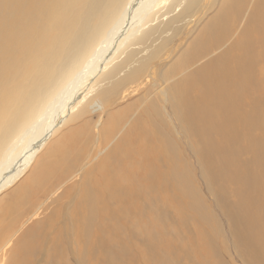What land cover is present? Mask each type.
<instances>
[{"label":"bare ground","instance_id":"1","mask_svg":"<svg viewBox=\"0 0 264 264\" xmlns=\"http://www.w3.org/2000/svg\"><path fill=\"white\" fill-rule=\"evenodd\" d=\"M169 1L0 0V132L7 133L8 140L0 148V190L24 175L83 85L110 65L115 67L105 79L118 71L106 90L112 95L103 98L104 90L90 96L79 113L88 115L89 107L92 113L99 108L95 126L88 122L67 135L34 170L33 177L11 194L20 207L31 206L27 215L26 208L21 211L27 219L32 214L37 217L56 201L57 207L26 232L7 262L1 253L12 237L4 241V236L17 223L9 228L2 225L11 215H19L21 208L0 211V264H74V260L77 264H225L210 235L211 217L175 162L179 141L172 140L170 131L180 139L179 129L195 138L201 164L210 167L208 159L216 163L217 172L207 173L209 183L235 179L232 184L237 190H231L234 205L228 208L220 200L218 203L232 222L245 261L264 263V0H186L179 14L165 24L158 22L153 34H147L158 14L164 19L178 6V0ZM216 3L220 6L216 14L186 43L173 67L159 74L162 83L154 82L153 92L147 89L135 106L123 108V116L110 114L108 110L119 101L139 93L143 75L154 79L152 63L167 50L166 44L159 43L146 62V58L140 59L138 67L131 69L140 49L146 47L145 51L150 42L157 43L172 30V35L184 37V30L172 27L182 21L187 26L198 24L201 6L212 4L213 9ZM81 28H94L100 36L85 51L87 57L31 117L25 108L37 97L28 86L36 88L42 77L52 78L58 70L52 61L66 59L62 56ZM118 76L122 79L116 81ZM136 81L139 87L121 91L128 82ZM25 103L29 105L23 107ZM166 105L174 122L166 117ZM139 107L142 114L134 115ZM75 138L81 141L77 148L70 145ZM2 139L1 135L0 142ZM89 149L95 151L90 166L84 164ZM241 153H250V159L245 157L250 161H240ZM75 174L81 176L79 183L73 182ZM168 179L174 180L172 186H167ZM167 189L179 190L180 196V201L172 198L176 203L170 209L160 203L162 195L163 200L168 198ZM151 211L161 223L170 221L173 227L165 228L177 237L188 230L193 218L209 233L197 241L189 236V247L165 243L148 221L152 222ZM164 252L173 255L172 263L161 256Z\"/></svg>","mask_w":264,"mask_h":264},{"label":"rangeland","instance_id":"2","mask_svg":"<svg viewBox=\"0 0 264 264\" xmlns=\"http://www.w3.org/2000/svg\"><path fill=\"white\" fill-rule=\"evenodd\" d=\"M178 1L182 2V3L180 4ZM178 1H177V4L180 7L177 6L178 8L176 7L174 9L173 13H171L170 15H167L164 19L163 18L161 19L160 18L161 14H158L156 19L153 22H150L149 26L150 25H153V26H150V30L146 31L147 34H153L152 31L155 29L156 26L159 25L160 22H161V24H165V23H167L166 20L169 17H171L173 15L175 16V15L180 13L179 11H182V8L186 6V4H185L186 0H182V1L178 0ZM223 1H225V0H220V2H223ZM170 2H171V0L169 1V4L172 3V2L171 3ZM115 5H119V3H115ZM216 5L217 6H215V8H213V9H211L212 4L210 6H207V7L201 6L202 9L201 8L199 9V13H200V18L202 17L201 18L202 21L199 22L198 24H196V25L192 24V26L191 25L187 26L185 21H182V22L174 25V27H172L173 29L175 28L179 31L184 30V34L186 33L184 36L185 38L183 36L182 37L179 36L178 34L172 35L173 34V30H172L171 32H169L165 35L166 38L165 37L161 38L157 43H155V42L151 43L150 42V44L147 45V47H150V48H147L145 51H143V50L146 47L145 48L143 47L140 49V51H142V52H140L139 55L136 57V59H135L136 62L134 61L135 63H133L134 65L130 66L131 69H133L134 67H138V65H139L138 60L145 59L146 57L148 58L154 51L158 50L159 45L166 44L165 47L167 50L162 53L163 56L161 55V57L159 59H157L156 61H153V63H152L151 72L154 73V79L149 78V76H147V74L143 75V77H141V81L143 82V84H142L143 87H142V89H140L139 93H137L136 95L133 94V95L127 96L128 98H126V100L124 99L123 101H119L118 105H115L114 106L115 108L113 107L114 109L111 108L108 110L110 114L115 113V115H117V113L118 114L120 113L121 116H123L122 114H124L126 112V110L125 109L123 110V108L126 107L128 109L129 107L135 106L136 101L144 95V92H146L147 89H148V91L149 90L152 91V89H154L152 86V84L154 82L157 84L162 83L163 79L160 75H162L163 72H165L163 70L164 69H166V70L171 69L173 67V65L177 62L178 58L180 57L181 53L186 49V43H189L190 41H192V39H194L196 37L197 33L201 30V28L208 21V19H211L216 14L215 12H217L220 9L219 4L216 3ZM204 9H205V11H204ZM231 17H233V16H231ZM162 20H163V22H162ZM231 20H232V18H231ZM148 29H146V30H148ZM182 34H183V32H182ZM155 35L157 38L158 35L157 34H155ZM99 36H100L99 31L94 29V28L93 29L92 28H81L78 30V34L73 38V41L71 44V45H73L72 51H71V45H70L69 49L66 51V53H64L66 55V57H65V55L62 56L66 59L64 61H62V59L58 60L57 59L58 57H56L55 58L56 61H52L54 63V65L58 66V70L56 71L57 73L55 72L51 79L48 78V76H47L43 80V77H42L41 81H44V82L40 81V83L37 85L36 88H32V87L27 85L28 90L30 89L29 92H33L34 94L36 93L37 101L35 103L31 102L30 105L28 103H25L23 105V107H25V106L27 107V105L30 106V107L28 106L27 108H25V112H30L31 117H32V116H34V112L36 113L40 108L43 107V105L46 103V101L62 85V83L64 82L67 75L68 74L70 75L81 64V62L84 60V58L87 57V55L85 56V54H86L85 51L93 45L92 44L93 41L96 38H98ZM154 38H155V36H154ZM159 43H161V44H159ZM156 45H158V46L156 47ZM170 53H171V55H170ZM147 58L144 60V62H146L148 60ZM52 62H50V63H52ZM18 64H20V63L18 62ZM110 66H109L110 68L108 67L109 69L106 72L101 73L100 76H97L95 79H92L89 82V84L87 83V84L83 85L81 91L79 92L78 96L76 97L75 102H73L72 107L69 108L56 121L55 124H56L57 128H56L54 134L52 135L53 132L50 133V136L48 139L49 141L47 140L44 147L40 150V152H38L36 154V156L34 157V160L31 162L30 166L24 172V175L19 180H17V182H14L11 186L5 188V190L4 189H3V191L0 190V209H1L0 211L1 212H2V210L4 211V210L8 209V207H10L11 209L18 208L19 205L17 204L18 203L17 199L15 200V198L13 196L11 197V194H13L15 190H19L22 187V185H24V183L27 179L33 177L32 174H33L34 170L44 162L47 154L51 150H54V149L60 147V145H61L60 143H62L63 139L67 135H69L71 132H73L75 130H78V128L82 127L85 123H88V122L93 123L94 124L93 126H95L96 121H98L100 118V116H99L100 110L98 111L99 108H97L96 113L95 112L92 113L91 112L92 109H90V107H89V110L86 111V113L90 112L88 115H83V114H79V113H80V111L83 110V108L86 107V104L88 103V101H90V96L94 97L98 94H103L104 90H105V92L103 94V98L105 96H108L109 94L112 95V93H111L112 91L109 90V92H107L106 90H107V88L110 87V84H111V81L109 83V80L114 78L115 77L114 75H116V73L118 71H115L114 75L110 76L111 78L109 77V78L105 79L107 76V73L112 71V69L115 67V64L110 65ZM128 71H129V68H127L125 71H123V74L127 73ZM101 77H102V79H101ZM118 79H122V78H119V76H118V78H116L115 80L117 81ZM46 81H48V82H46ZM108 83H109V85H108ZM139 84L140 83H138V81L132 82V83L128 82L127 85L124 86L125 88L123 87L121 89V91L123 90V92H124V89L125 90H127V89L131 90V88L135 87V86L139 87L140 86ZM8 87H9V85H8ZM32 96L35 97V95H33V94H32ZM134 102H135V104H134ZM127 106H129V107H127ZM138 109H137L138 111H136V113L134 115H136V114L141 115L142 114L141 111L143 110V108L139 107ZM166 109H167L166 110V117L168 119H170L171 122H174L175 117L170 112V108L168 107V105H166ZM121 110H123V111H121ZM121 112H123V113H121ZM115 115H112V116H115ZM132 116H133V114L130 115V119L133 118ZM113 120H116V119H113ZM113 120L110 119L109 121H113ZM119 120L120 119H117L116 121L118 122ZM124 120H127V118H124ZM122 122H123V120H122ZM101 123H102V121L99 123V125ZM124 124L125 123L123 122L122 127L124 126ZM125 131H126V129H125ZM171 132L172 131H170V134L172 136L171 135L170 136H171L172 140L174 138L175 140L179 141V143L175 144V146L177 148V156L175 157V162L177 163V166L181 172V175L183 176V179L186 181V185L191 190L194 197L199 201L200 204H202L204 206L205 211L206 212L208 211L207 214L210 215V217H211V219H209V221L211 222L213 228H211L212 233L210 232V235H212V237H213L215 248L218 251L219 259L222 260L223 262H225V264H248V262L245 261L244 257L239 252V248L236 244V237H234L232 222L225 215V213L222 209V206L218 203V200H220L221 203H224L225 206H227L228 208H231V206L234 205V199L231 196V190H237L236 186H234V184L236 183L235 179H233L232 177H230V178H232L233 181L230 180V178H229V181H227L225 179H223V181H222V179L221 180L220 179H218V180L213 179V183H209L207 181V176H208V174H211L210 172H217L216 166H214V164L216 165V163L212 160L214 162L212 164L211 163L212 161H210V159H208L209 160L208 165L211 168L206 167L205 164L203 165L204 162L202 164L200 163L199 157L197 155L198 144L195 142L194 137L191 138L190 133L186 129H183V131H182V129H179V132L181 134V135L179 134L180 139H178L177 136H174V133L172 134ZM197 132L198 131H196V133ZM0 134L3 136V139L0 142V146H1L0 148L4 149L6 142L8 141V140L6 141L7 133L3 134L2 132H0ZM10 139L11 138H9V140ZM80 142H81L80 140H77L75 138V139L70 141V145L72 144V146L74 148H77L79 146ZM90 146L93 147L92 144ZM19 150H21V152H23V148H21ZM94 153H95V151H93V149L92 150L89 149L88 154L84 157V164L85 165L90 166V162L93 161ZM245 157L250 159L252 156L250 153H249V156H248V153H241L240 156H238L240 161H243L241 159L246 160L247 158H245ZM249 159H247V160H249ZM240 161H239V163H242ZM201 167H202V169H201ZM164 171H165L164 175H166V168L165 167H164ZM204 174H205V176H204ZM80 178H81V176H79L78 174H75L73 182L79 183L78 181ZM230 181H231V183H230ZM234 181H235V183L232 184V182H234ZM167 182H168L167 186L169 187V186L173 185L174 180L168 179ZM263 183H264V179H263ZM1 188L2 187H0V189ZM166 194H167L168 198L163 200L164 196L162 195L160 203L161 204L164 203L167 208L170 209L176 203L172 199L173 197L178 199L177 201H180V199H179L180 196L178 195L179 190L167 189ZM48 201L49 200H46L45 203H47ZM7 202H8V204H7ZM179 204L183 206L184 202L179 203ZM55 207H57V201L54 203V205L48 207L49 209L47 208V209L41 211L37 217L33 218V214H32L31 218L27 219V216L24 218V216L21 215L22 212L25 211V208H26V213H25L26 215H27L28 211L31 212L32 208L27 203V205L24 206L23 208L19 206V208H21V209L17 210V212H20L19 215L13 214L9 217L10 218L9 220H6V222H4V224L2 226L7 225L8 228L10 227V224H12V226H13L17 223L15 225V228L14 229L12 228L8 233H6L7 236L6 235L4 236V237H6V239L4 241H6L8 238L12 237V239H11L12 241H11L10 245L1 253V255L3 256V258L5 259L6 262L9 260V258L12 259L14 257V252L18 246V242L20 239H22L25 236L26 232L30 228H32V226H34L36 223H38V222L46 219L48 216H50ZM191 214L192 213L190 211H188L187 215L189 217H191L190 216ZM151 216H152V222L150 220H148V221L150 222L151 225H153V227H155L157 229L156 237L158 239L163 240L165 243H169L172 245L175 244L178 247H183V246L189 247V243H188V241L190 240L189 236H191L193 241H197L199 239L200 235H202L204 233H207V234L209 233L206 229H204L203 224L200 223L195 218H193L188 223V226H187L188 230L185 231L184 228H181V225L177 221L175 216H173L171 214V217L174 220V223H176V225L179 224V229L181 228L180 229L181 233L185 231L181 237H177V236L173 235L172 233H168L166 228H165V225L173 227V225L170 221H168V222L165 221V222L161 223L156 218V215L152 213V211H151ZM14 220H15V222H14ZM187 231H188V233H187ZM194 255L198 256L197 251L194 252ZM161 256H164V258H166L167 262L172 263V261H173V255L172 254H170L168 252H164ZM145 260H146L145 262L148 263V260L147 259H145ZM199 263H200V261H199ZM74 264H77L76 260H74ZM259 264H264V263L259 262Z\"/></svg>","mask_w":264,"mask_h":264}]
</instances>
